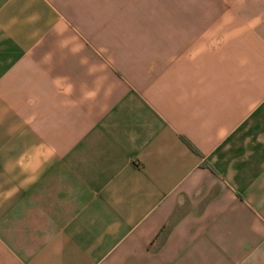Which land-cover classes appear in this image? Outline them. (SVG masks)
I'll list each match as a JSON object with an SVG mask.
<instances>
[{
	"label": "crops",
	"instance_id": "crops-1",
	"mask_svg": "<svg viewBox=\"0 0 264 264\" xmlns=\"http://www.w3.org/2000/svg\"><path fill=\"white\" fill-rule=\"evenodd\" d=\"M0 264H264V0H0Z\"/></svg>",
	"mask_w": 264,
	"mask_h": 264
},
{
	"label": "trees",
	"instance_id": "trees-1",
	"mask_svg": "<svg viewBox=\"0 0 264 264\" xmlns=\"http://www.w3.org/2000/svg\"><path fill=\"white\" fill-rule=\"evenodd\" d=\"M183 141L192 151H195L194 147L186 139L183 138Z\"/></svg>",
	"mask_w": 264,
	"mask_h": 264
}]
</instances>
